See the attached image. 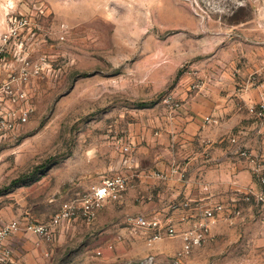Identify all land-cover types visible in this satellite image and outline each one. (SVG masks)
Here are the masks:
<instances>
[{
	"label": "rangeland",
	"instance_id": "374dc122",
	"mask_svg": "<svg viewBox=\"0 0 264 264\" xmlns=\"http://www.w3.org/2000/svg\"><path fill=\"white\" fill-rule=\"evenodd\" d=\"M0 45V82L25 58L42 68L24 84L29 121L0 142V226L50 222L119 173L138 123L187 95L243 76L264 93V0H0ZM260 208L219 217L179 258L181 235L148 246L111 202L91 222L61 224L53 241L19 231L7 264H264Z\"/></svg>",
	"mask_w": 264,
	"mask_h": 264
},
{
	"label": "crops",
	"instance_id": "0c3cea01",
	"mask_svg": "<svg viewBox=\"0 0 264 264\" xmlns=\"http://www.w3.org/2000/svg\"><path fill=\"white\" fill-rule=\"evenodd\" d=\"M234 83L230 89L222 85L187 95L185 104L165 108L166 116L155 123H138L131 132L135 146L127 156L132 163L121 159L118 166L128 178L120 201L127 216L161 218L182 232L199 209L215 204L227 210L221 219L227 214L238 218L254 204L264 210L254 195L261 189L255 164L241 154L248 150L257 162L264 160V123L257 115L264 93L252 88L250 76ZM207 116L218 122L207 124ZM183 202L190 206L174 208Z\"/></svg>",
	"mask_w": 264,
	"mask_h": 264
},
{
	"label": "built area",
	"instance_id": "2783aa9c",
	"mask_svg": "<svg viewBox=\"0 0 264 264\" xmlns=\"http://www.w3.org/2000/svg\"><path fill=\"white\" fill-rule=\"evenodd\" d=\"M4 47L0 45V72L6 69L7 64L3 58ZM42 70L40 64L32 65L25 58L21 61L18 70L9 74L8 79L0 82V142L12 138L20 128L26 124L34 111L29 105L25 106L28 93L24 84L33 76H37ZM178 107V104H177ZM260 123H264V101L259 104L257 113ZM207 124H216L218 121L213 116L205 118ZM236 141V139H233ZM126 152H132L131 146H124ZM241 154L255 164V171L258 182L261 186L259 192L254 195L259 203L264 205V160L257 162L252 153L242 150ZM124 164L131 165V157L124 159ZM157 176L165 178V174L158 173ZM128 178L124 173H116L105 178L100 184L93 185L81 197L63 204L61 210L55 214L48 223L25 222L11 220L0 226V264H7L13 258L11 239L19 231L32 232L40 236L44 241H53L56 235V228L64 222L82 218L88 222L93 221L100 209L111 202L121 201L128 189ZM188 207L189 202H183L178 207ZM227 210L222 204H215L211 207L199 209L197 218L191 225L181 233L168 221L159 218H148L144 215H128L126 222L135 230H144L148 233L147 245L153 246L156 242L165 237L182 236L183 246L178 252V257L188 256L196 247L201 246L209 238L213 226L217 223L222 212ZM235 213V211H231Z\"/></svg>",
	"mask_w": 264,
	"mask_h": 264
}]
</instances>
